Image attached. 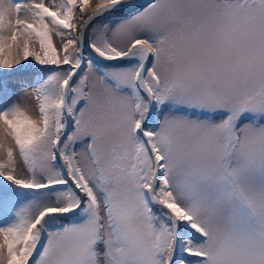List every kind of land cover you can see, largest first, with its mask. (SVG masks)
Returning <instances> with one entry per match:
<instances>
[{
    "label": "snow or ice",
    "instance_id": "6c2138e0",
    "mask_svg": "<svg viewBox=\"0 0 264 264\" xmlns=\"http://www.w3.org/2000/svg\"><path fill=\"white\" fill-rule=\"evenodd\" d=\"M0 264H264V0H0Z\"/></svg>",
    "mask_w": 264,
    "mask_h": 264
},
{
    "label": "rangeland",
    "instance_id": "374dc122",
    "mask_svg": "<svg viewBox=\"0 0 264 264\" xmlns=\"http://www.w3.org/2000/svg\"><path fill=\"white\" fill-rule=\"evenodd\" d=\"M89 31H91V29ZM27 83L30 84L31 80L28 79ZM9 87L13 89L18 95L24 92H30V88L27 87L25 83L21 82L20 78H12L9 82Z\"/></svg>",
    "mask_w": 264,
    "mask_h": 264
},
{
    "label": "water",
    "instance_id": "95a60500",
    "mask_svg": "<svg viewBox=\"0 0 264 264\" xmlns=\"http://www.w3.org/2000/svg\"><path fill=\"white\" fill-rule=\"evenodd\" d=\"M150 2H151V0H136V3L142 4L144 6H147V4ZM137 10H139V9H137Z\"/></svg>",
    "mask_w": 264,
    "mask_h": 264
}]
</instances>
